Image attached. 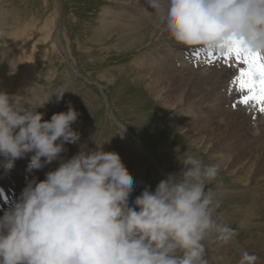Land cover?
Returning a JSON list of instances; mask_svg holds the SVG:
<instances>
[{"label": "rangeland", "instance_id": "obj_1", "mask_svg": "<svg viewBox=\"0 0 264 264\" xmlns=\"http://www.w3.org/2000/svg\"><path fill=\"white\" fill-rule=\"evenodd\" d=\"M130 1L133 4L117 0H0V83L6 80L0 89L14 93L17 85L13 78L18 76H12V72L22 68L21 49L29 41L27 34L36 33L38 39L46 24L59 18L65 51L62 54L49 42L37 43L39 76L34 87L23 94L35 104L43 103L58 89L68 91L59 103L53 95L43 107L37 106V111L42 109L45 114L44 120L67 111L68 102L80 114L72 125L80 139L75 145L65 144L67 152L61 154L62 158H71L81 146L95 150L100 145L104 151L119 153L134 180L130 195L134 200L145 187L154 191L167 175L178 174L188 155L205 164L219 163V176L211 185L219 202L215 212L247 254L264 264V114L260 113L263 118L259 120L244 114L234 80H230L232 74L228 77L225 73L229 68L216 70L210 62L199 61L192 55L202 49L199 46L171 43L160 18L145 20L146 15L154 14L144 0ZM120 8L124 9L123 17L116 14ZM137 14L143 17H134ZM125 17V21L119 20ZM113 20L115 26L111 25ZM103 22L109 24L108 29L104 27L107 30ZM174 64L181 69V65H187L188 70L198 73H174ZM208 69L209 81H204L199 74ZM226 91L229 95L223 96ZM140 142L154 161L140 149ZM30 156L15 162L12 168L17 170L13 174H6L8 169L0 164V217L20 199L28 183L20 180L21 175L27 181L44 180L45 173L54 170L49 166H59L60 161H54L41 170L29 171ZM133 202L130 205L134 206ZM225 238L222 229L221 236L213 233L205 240L208 264H223L219 257L224 253L218 244ZM226 256L231 264H242L236 249L226 251Z\"/></svg>", "mask_w": 264, "mask_h": 264}, {"label": "clouds", "instance_id": "obj_2", "mask_svg": "<svg viewBox=\"0 0 264 264\" xmlns=\"http://www.w3.org/2000/svg\"><path fill=\"white\" fill-rule=\"evenodd\" d=\"M180 45L220 50L242 41L264 55V0H144ZM43 103L22 92L0 91V164L11 169L28 154V170L59 166L44 180L28 181L15 205L0 217V264H208L205 240L222 229L214 188L219 163L188 155L178 174L145 187L133 202L134 180L119 153L81 146L69 159L65 144L77 143L68 110L44 120ZM31 104V107H26ZM245 255L242 264H256Z\"/></svg>", "mask_w": 264, "mask_h": 264}, {"label": "bare ground", "instance_id": "obj_3", "mask_svg": "<svg viewBox=\"0 0 264 264\" xmlns=\"http://www.w3.org/2000/svg\"><path fill=\"white\" fill-rule=\"evenodd\" d=\"M120 4L121 3H124L125 1L127 2V3H130L131 1L130 0H117ZM133 1V0H132ZM139 1V0H138ZM134 2V1H133ZM140 2L142 3V1L140 0ZM132 3V2H131ZM136 3V2H135ZM133 4V3H132ZM145 4V3H144ZM132 7L133 6H135V5H131ZM138 6H140V7H142L141 5H138ZM143 8V7H142ZM148 9V8H147ZM134 10V9H133ZM142 10H144V9H142ZM148 10H151V9H148ZM123 11H124V9L123 8H120L117 12H116V14L118 15V16H125V15H123ZM58 13L60 14V16H61V8L59 7V5H58ZM116 15H114V17H115ZM134 17H136V18H141V17H143V16H140L139 14H137V15H135ZM152 18V20H158L160 17L159 16H157V15H150V16H147L146 15V21H148L149 20V18ZM59 18H56V20L55 19H53V20H55V21H52L51 23H49V24H46L47 26H46V28L45 29H43L42 30V32L40 33V37L38 38V39H36V36H37V34L36 33H29V34H27V36L29 37V41L27 42V43H25L24 44V46L22 47V49H21V57H22V59L20 60L21 61V69H20V67H19V69H20V71L19 72H17V69H16V71H13L12 72V76H18V77H14L13 79L14 80H16V81H14V80H11L10 78H9V80H11V81H14L15 82V86H16V88H15V90H12L14 93H16L17 91H20V92H22V94H23V92L26 90V89H28L29 87H34V84L36 83V81H37V78H38V76H39V74H38V76H37V71L38 72H40L38 69H37V54H36V52H37V43H40V42H45V43H47L48 44V42H49V44H51V46L52 47H54V48H58L60 51H62V54L64 53V49H63V47L61 46V29H60V20H58ZM122 20V22L123 21H125V19H126V17L125 18H119V20ZM118 20V21H119ZM58 21H59V23H58ZM128 21V20H127ZM131 21V20H130ZM134 21H136V19L134 18ZM133 21V22H134ZM121 22V21H120ZM144 22V21H143ZM150 22V21H149ZM125 23V22H124ZM123 23V24H124ZM158 23V22H157ZM115 24H116V22H114V20L112 21V26L114 25L115 26ZM126 24V23H125ZM132 24V23H131ZM135 24H137V23H135ZM147 24V23H146ZM153 24V23H152ZM155 25H156V23H154ZM159 24V23H158ZM110 25V26H111ZM138 25V24H137ZM107 27V29L109 28V24H106V22H103L102 23V27H103V29L104 30H107V29H105L104 27ZM130 26V25H129ZM146 26V25H145ZM154 26V25H153ZM124 27V26H123ZM139 27V26H138ZM144 27V26H143ZM134 28V27H133ZM137 28V27H136ZM140 28V27H139ZM31 29H32V27H31ZM138 29V28H137ZM142 29V26H141V28H140V30ZM136 30V29H135ZM135 30H131V32L132 31H135ZM35 31V30H34ZM116 31V30H115ZM117 31H118V29H117ZM25 32V31H24ZM29 32V31H28ZM37 32V31H36ZM136 32V31H135ZM26 33V32H25ZM24 33V34H25ZM134 33V32H133ZM41 34H43V36L41 35ZM152 34V33H151ZM124 35V34H123ZM42 36V37H41ZM28 37H27V39H28ZM161 37V36H160ZM24 39V38H23ZM171 39V38H170ZM136 40V39H135ZM168 40V39H167ZM172 40V39H171ZM127 41H128V38H127ZM157 41V40H156ZM170 41V40H169ZM174 41L172 40L171 41V43H173ZM135 44V43H134ZM173 45V44H172ZM177 45V44H176ZM176 45L174 44V46L176 47ZM179 47H180V45H178ZM177 46V47H178ZM155 47V46H154ZM170 47V46H169ZM182 47V46H181ZM189 47V46H188ZM173 49V48H172ZM171 50V49H170ZM163 51V50H162ZM192 51V50H191ZM175 52V51H174ZM157 53V52H156ZM168 53V52H167ZM187 53H188V51H187ZM20 55V54H19ZM150 57V56H149ZM162 58V57H161ZM161 58H159L158 59V62H161L162 64H163V61H162V59ZM190 58V57H189ZM19 59V58H18ZM147 59H149V58H147ZM184 59V58H183ZM186 59V58H185ZM192 58H190L189 60H191ZM194 59V58H193ZM173 60V59H172ZM196 60V59H195ZM136 61H138V62H140V58H137L136 59ZM185 61H187V60H185ZM19 62V61H18ZM69 62V61H68ZM182 63H183V61H181ZM185 63V62H184ZM183 63V64H184ZM187 63V62H186ZM193 63V62H192ZM199 63V62H198ZM197 63V64H198ZM201 63V62H200ZM206 63V62H205ZM141 64V63H140ZM155 64V63H154ZM172 64V63H171ZM189 63H187V65H188ZM195 64H196V62H195ZM196 64V65H197ZM37 65V66H36ZM151 66L153 65V63H151L150 64ZM187 65H185V66H187ZM199 65V64H198ZM202 65V64H201ZM18 66V65H17ZM146 66V65H145ZM150 66V67H151ZM184 65L182 66L181 65V67H182V69L181 68H179L176 64H174V73H183V75H185V72L186 73H189V72H196V73H198V71H194V70H188V68L187 67H185ZM191 66V65H190ZM161 67V66H160ZM189 67V66H188ZM17 68V67H16ZM70 68L72 69V71H74V69L70 66ZM204 68H207V67H204ZM154 69V68H153ZM224 69V68H223ZM222 69V70H223ZM37 70V71H36ZM205 71H207L205 74H199V76L204 80V81H209V79H208V73L210 72L209 71V69L208 70H205ZM211 71H213V70H211ZM16 73V74H15ZM225 73L228 75V77H229V75L230 74H232V75H234V73H233V70L232 69H226L225 68ZM218 74H220V73H218ZM217 74V75H218ZM208 75V76H207ZM11 76V75H10ZM210 76H212V75H210ZM215 76H216V74H215ZM220 76V75H219ZM41 77V76H40ZM40 77H39V79H40ZM43 77V76H42ZM184 77V76H183ZM16 78V79H15ZM219 78V77H218ZM212 79V78H211ZM215 79V78H214ZM222 79V78H221ZM227 79V78H226ZM11 81H8V82H11ZM216 81V80H215ZM3 83H0V86H4V83H6V80L5 81H2ZM217 82H219L218 80H217ZM217 82H216V84H217ZM225 82V81H224ZM213 83H215V82H213ZM223 83V82H222ZM205 84V83H204ZM215 84V85H216ZM214 85V86H215ZM227 85V84H226ZM12 87H13V85H11ZM204 86V85H203ZM213 86V87H214ZM207 87V86H206ZM209 87V86H208ZM226 87V86H225ZM35 88H36V86H35ZM216 88V87H215ZM224 88V87H223ZM6 89V88H5ZM201 89V88H200ZM209 89H211V88H209ZM217 89V88H216ZM221 89V88H220ZM7 90V89H6ZM9 90L11 91V88H9ZM204 90H205V88H204ZM0 91H3V88L2 89H0ZM197 91V90H196ZM213 91H215L214 89H213ZM228 92V93H227ZM194 93V92H193ZM218 93V92H217ZM227 93V94H226ZM229 93H230V91H226V92H224V94L222 93V95L223 96H227V95H229ZM232 93V92H231ZM11 94H13V93H11ZM186 94V93H185ZM200 94V93H199ZM25 95V94H24ZM203 95V94H202ZM196 96V95H195ZM200 96V95H199ZM233 97H234V94H233ZM238 97V96H237ZM184 98V97H183ZM170 99H172V98H170ZM194 99V98H193ZM192 99V100H193ZM199 99H200V97H199ZM206 100V99H205ZM225 100V99H224ZM230 100V99H229ZM212 101V100H211ZM182 102V101H181ZM204 102V101H203ZM216 102V101H215ZM214 102V103H215ZM220 102V101H219ZM184 103V102H183ZM223 103V102H222ZM221 103V104H222ZM226 103V102H225ZM211 104V103H210ZM185 105V104H184ZM193 105V104H192ZM206 105H207V102H206ZM212 105V104H211ZM196 106V105H195ZM220 106V105H219ZM222 106V105H221ZM26 107H27V105H26ZM39 107V106H38ZM40 108V107H39ZM42 110V109H41ZM41 110H40V112H41ZM223 110H224V108H223ZM222 110V111H223ZM256 110V109H255ZM257 111V110H256ZM231 112H232V110H231ZM49 114V113H48ZM241 114V113H240ZM244 114H246V113H244ZM113 115V117H114V114H112ZM263 115V114H262ZM44 116H45V114H44ZM247 116V115H246ZM232 117V116H231ZM248 117H250V116H248ZM247 119V118H246ZM252 119V118H251ZM119 123V122H118ZM120 124V127L121 128H123V129H125V127L121 124V123H119ZM126 130V129H125ZM139 141V140H138ZM140 144V149L143 151V153L147 156V157H150V159H152V161H154L153 160V157H152V154L150 153V151L147 149V148H144V146L141 144V142L139 143ZM69 145H72V144H69ZM69 145L67 144V146L69 147ZM75 145V144H74ZM66 146V147H67ZM65 147V148H66ZM74 149V148H73ZM67 152V151H66ZM54 165V164H53ZM58 167V166H57ZM56 166L54 167V166H49V170L51 169V168H53L54 170L57 168ZM158 169V168H157ZM17 169H15V168H11V169H8V171L6 170V174H7V172L8 173H10V174H13V172H15ZM158 170H160V169H158ZM161 171V170H160ZM19 172V171H18ZM18 172H16V173H18ZM49 172V171H48ZM47 173V172H46ZM46 173H45V176H46ZM161 173L163 174V176H166L167 174L165 173V172H163V171H161ZM9 176V175H8ZM169 175H167L166 177H168ZM3 180V179H2ZM12 180V179H11ZM13 185V184H12ZM6 191V190H5ZM131 201H134V198L133 197H129V203H131ZM3 204V203H2ZM12 204V203H11ZM9 209V208H8ZM214 215H215V217H216V220L218 221V223L221 225V227H222V229H223V231L225 232V234H226V238L225 239H223L222 240V242L221 243H219L218 244V247L220 248V250L224 253V255L223 256H221V257H219V258H221L222 259V263L223 264H231L229 261H228V258H226L227 256H226V251H228V250H230V249H236L239 253H240V255H241V258L242 257H244L245 255H248L249 256V254H247V252L244 250V248L242 247V246H240V244L238 243V241H237V239H236V237L232 234V233H230V230H229V228H228V226H227V223L223 220V218L221 217V216H219L216 212L214 213ZM262 261V260H261ZM263 263V262H262ZM262 263H258V261L256 262V264H262Z\"/></svg>", "mask_w": 264, "mask_h": 264}, {"label": "snow or ice", "instance_id": "obj_4", "mask_svg": "<svg viewBox=\"0 0 264 264\" xmlns=\"http://www.w3.org/2000/svg\"><path fill=\"white\" fill-rule=\"evenodd\" d=\"M202 49H196L193 56L199 58ZM222 59L231 62L233 59L240 65L234 78L236 90L241 94L239 103L252 105L264 114V55L252 52L242 41L231 40L222 45L220 50L207 49V61Z\"/></svg>", "mask_w": 264, "mask_h": 264}]
</instances>
